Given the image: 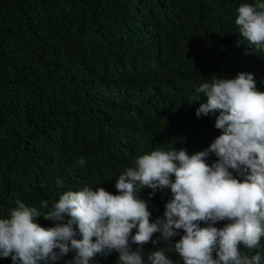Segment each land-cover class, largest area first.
Masks as SVG:
<instances>
[{"label": "trees", "instance_id": "1", "mask_svg": "<svg viewBox=\"0 0 264 264\" xmlns=\"http://www.w3.org/2000/svg\"><path fill=\"white\" fill-rule=\"evenodd\" d=\"M256 2L0 0V218L17 201L50 211L64 192L85 186L117 195L119 175L153 150L192 155L207 149L221 134L219 113L196 116L206 102L196 88L213 75L249 73L264 92V51L246 54L235 25L238 7ZM216 160L211 154L206 162ZM151 193L145 188L137 196L155 223L172 194ZM36 223L55 226L42 217ZM177 231L173 245L184 234ZM152 240L159 242L143 246L145 261L169 247L160 233ZM240 247L248 255L259 252L264 264V237L253 250ZM166 255L183 264L174 250ZM0 264L12 260L0 258ZM91 264H118V253L98 255Z\"/></svg>", "mask_w": 264, "mask_h": 264}, {"label": "clouds", "instance_id": "2", "mask_svg": "<svg viewBox=\"0 0 264 264\" xmlns=\"http://www.w3.org/2000/svg\"><path fill=\"white\" fill-rule=\"evenodd\" d=\"M237 12L238 46L246 44V54L264 51V0L241 4ZM196 92L206 99L198 118L219 113L215 128L221 134L207 149L192 155L185 149H156L138 156L116 179L117 195L85 186L64 192L45 212L17 201L18 207L0 218V258L10 257L12 264H56L75 253L68 264H91L98 255L116 252L118 264H173L166 255L171 249L183 264H261L259 252L248 255L240 246L253 250L264 237V92L249 73L234 79L213 75ZM211 154L217 160L209 165ZM77 163L83 167L84 157ZM58 186H63L60 181ZM145 188L152 190L150 198L157 189L172 194L164 217L155 223L137 196ZM40 207L49 205L41 201ZM40 217L55 226L41 227ZM225 220L223 228L213 226ZM199 222L208 226L201 228ZM177 230L184 234L173 245ZM155 233L169 247L152 251L145 261L142 248L159 242L152 240Z\"/></svg>", "mask_w": 264, "mask_h": 264}]
</instances>
